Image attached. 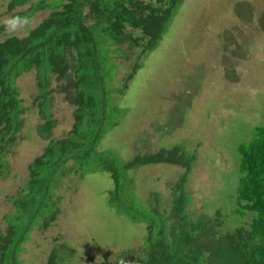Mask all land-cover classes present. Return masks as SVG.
I'll return each mask as SVG.
<instances>
[{
	"label": "rangeland",
	"instance_id": "rangeland-1",
	"mask_svg": "<svg viewBox=\"0 0 264 264\" xmlns=\"http://www.w3.org/2000/svg\"><path fill=\"white\" fill-rule=\"evenodd\" d=\"M10 1L0 0V42L26 36L50 14L48 9L14 21V13L39 0L12 12ZM132 53L130 60L113 55L114 88L130 73L139 54ZM140 63L143 67L125 94L113 96L127 114L100 149L130 159L183 145L194 159L192 170L158 164L133 171L139 197L167 208L174 186L186 174L192 219L217 214L222 232L247 226L251 214L241 217L235 211L241 176L238 147L264 124V0H185L160 46ZM57 85L54 79L51 88ZM18 86L26 112L21 133L0 158V234L8 230L7 216L15 212V199L26 193L29 166L49 141L37 134L44 120L33 102L38 93L36 72L23 74ZM53 96L52 136L62 139L73 129L75 108L64 100L65 94ZM64 169L65 176L52 189L57 214L46 228L42 222L46 218L39 219L20 256L25 264H47L62 245L70 249L58 250L64 264L101 263L143 246L144 226L120 218L107 205L106 193L114 185L107 173L82 176L72 160Z\"/></svg>",
	"mask_w": 264,
	"mask_h": 264
},
{
	"label": "trees",
	"instance_id": "trees-1",
	"mask_svg": "<svg viewBox=\"0 0 264 264\" xmlns=\"http://www.w3.org/2000/svg\"><path fill=\"white\" fill-rule=\"evenodd\" d=\"M29 2L11 0L8 11ZM184 2L39 0L11 16L23 22L39 11L50 10L26 36L0 42V158L24 127L26 107L18 79L33 70L38 92L33 102L44 120L37 126V134L49 141L43 154L29 166L26 193L15 199V212L7 216L8 230L0 234V264H25L20 256L32 230L41 223L39 219L46 218L42 221L46 228L57 214L56 204L51 202L53 185L65 176L64 166L71 160L82 176L107 173L114 181L106 193L109 209L145 228L143 246L96 264H119L121 260L125 264H264V124L255 129L249 142L238 147L241 176L235 211L241 217H251L247 226L232 232H222L217 214L191 218L186 174L174 186L167 208L143 201L137 194L130 173L141 167L173 164L192 170L194 159L183 145L130 159L114 150L100 149L106 135L127 114L113 96L125 94L143 67L140 61L160 46ZM136 50L139 54L130 73L114 88L117 62L113 55L130 60ZM54 79L58 85L51 88ZM54 92L65 94L64 100L75 108L73 129L62 139L52 136L56 127L51 112ZM61 248L70 250L66 245ZM59 249H54L47 264H64Z\"/></svg>",
	"mask_w": 264,
	"mask_h": 264
},
{
	"label": "clouds",
	"instance_id": "clouds-1",
	"mask_svg": "<svg viewBox=\"0 0 264 264\" xmlns=\"http://www.w3.org/2000/svg\"><path fill=\"white\" fill-rule=\"evenodd\" d=\"M119 264H125V261H124V260H121V261L119 262Z\"/></svg>",
	"mask_w": 264,
	"mask_h": 264
}]
</instances>
